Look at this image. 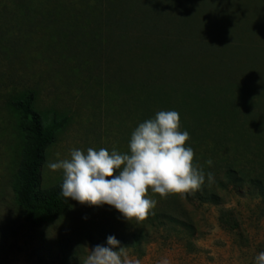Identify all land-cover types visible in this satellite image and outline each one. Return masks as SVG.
<instances>
[{"label": "rangeland", "instance_id": "obj_1", "mask_svg": "<svg viewBox=\"0 0 264 264\" xmlns=\"http://www.w3.org/2000/svg\"><path fill=\"white\" fill-rule=\"evenodd\" d=\"M139 35L154 45L126 39ZM168 35L172 46L187 36L173 47L180 57L155 66L146 58ZM163 66L162 82L178 94L147 96ZM31 91L38 111L69 118L47 150L41 187L63 180V170L48 165L72 149L130 153L140 123L176 110L182 131L201 124L186 145L206 179L214 174L208 183L220 203L149 189L158 203L143 220L74 201L64 215L33 225L17 204L23 134L9 107ZM184 209L198 229L191 243L183 227L150 221ZM224 210L235 212L241 233L224 227ZM110 231L144 236L139 248L116 249L125 264H255L264 249V0H0V264H85Z\"/></svg>", "mask_w": 264, "mask_h": 264}, {"label": "clouds", "instance_id": "obj_2", "mask_svg": "<svg viewBox=\"0 0 264 264\" xmlns=\"http://www.w3.org/2000/svg\"><path fill=\"white\" fill-rule=\"evenodd\" d=\"M190 138L187 130H181L176 110H161L132 132L130 153L74 148L70 158L48 166L52 171L63 170L61 190L66 199L89 206L106 204L128 220H143L158 203L148 196L149 189L166 198L199 191L205 184L204 170L194 163L195 151L186 145ZM207 164L211 166L212 161ZM214 179L208 172L207 181L212 183ZM119 245L120 241L110 235L107 246H95L85 264H125L122 252L116 250ZM255 264H264V251L255 257Z\"/></svg>", "mask_w": 264, "mask_h": 264}, {"label": "trees", "instance_id": "obj_3", "mask_svg": "<svg viewBox=\"0 0 264 264\" xmlns=\"http://www.w3.org/2000/svg\"><path fill=\"white\" fill-rule=\"evenodd\" d=\"M186 38L187 36L181 35L177 37V41L178 43H183ZM126 39L134 42L138 47L143 44L148 45L152 43L151 38L142 35L132 39ZM170 40L171 38L169 35L162 36L160 49H154V53H150L146 59L149 61L152 59L155 66L179 59L180 54L177 53V51H172L177 50L173 47H177L178 43L172 46L170 45ZM152 44L154 45V43ZM201 50L202 49H196V55L194 56L198 57L204 54ZM186 56L185 58L189 59L190 56ZM157 71L154 84L152 88H150L151 90L142 92L147 96H174V93L178 94L177 88L172 84L162 82L167 68L163 66V68H158ZM185 89L188 88L184 86L179 93L183 94L185 92L183 90ZM178 96L181 95L179 94ZM9 107L20 116V131L23 134L21 159L17 172V204L20 212L26 217L27 221L37 226L47 217L56 218L64 215L69 211L75 201L71 198L66 199L63 197L61 190L63 180L50 187H41V169L47 160V150L56 142L59 132L66 127L69 118L60 115L56 111L49 112L48 114H43L38 111L36 107V94L33 91L14 98L9 103ZM200 126L201 124L198 122L193 125L187 123L186 130L190 135L196 134ZM232 173L233 172L230 171L228 175ZM177 194L183 195L189 201L199 199L204 202L220 203L219 194L209 186L207 179L199 191ZM166 220L172 228L180 226L185 229V236H183L182 239L188 241V243H191L193 238L198 234V229L190 213L186 209L182 210L180 214L162 212L157 216L152 215L150 217V221L155 225ZM221 222L226 229L241 233V224L233 210H224L221 213ZM164 224L166 223H163V225ZM110 235H114L120 241V245L129 249L139 248L144 237L140 233H133L131 235L121 234L117 236L111 231L107 232L103 237L108 238ZM261 246L264 247L263 245ZM67 247H69L68 243Z\"/></svg>", "mask_w": 264, "mask_h": 264}]
</instances>
